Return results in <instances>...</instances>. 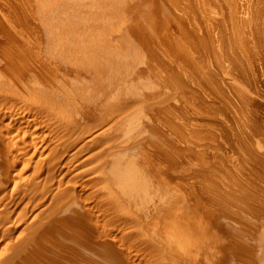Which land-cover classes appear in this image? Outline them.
Segmentation results:
<instances>
[{
  "label": "bare ground",
  "instance_id": "obj_1",
  "mask_svg": "<svg viewBox=\"0 0 264 264\" xmlns=\"http://www.w3.org/2000/svg\"><path fill=\"white\" fill-rule=\"evenodd\" d=\"M1 90L89 153L5 264H264V0H0Z\"/></svg>",
  "mask_w": 264,
  "mask_h": 264
},
{
  "label": "rangeland",
  "instance_id": "obj_2",
  "mask_svg": "<svg viewBox=\"0 0 264 264\" xmlns=\"http://www.w3.org/2000/svg\"><path fill=\"white\" fill-rule=\"evenodd\" d=\"M1 93H6V92L4 90H1V92H0V127L2 128V129H0V131L2 130V133L4 135L3 136L4 137L3 143H5L7 145L9 144V146H11L15 149V152L8 153V156H6L7 159L5 158L6 159V161L4 162L5 164L1 165V170H0V196H2V197H0V200H1L0 201V264H3V263L5 264V262H9L10 260H12L15 257V255L17 254L16 250L19 249V247L22 246L23 243H25L24 239L26 241V239H27L26 237L29 238V236H28V235H30L29 231H32V229H33L32 227H34V225H36L35 223H37L38 220L42 219L43 215L46 216V213H49L51 211V209H53V207L56 203V201H55L56 199H55L54 195L57 194V191H58L60 185H63V180L65 179V177L67 180H71L73 178V177H71V175L73 176L74 173L79 172V170L83 166H85V163H83V159H85L86 155H88L89 153L84 152L86 154H83L81 152V154H79V156L82 155L81 158L78 156L80 158V160L82 161V163L80 162L79 158L76 157L77 151L79 150V144L75 145L74 141H72V140L76 139L78 137V135L80 134L79 132H81L82 127H79L80 129H78L79 134L76 131H72L71 129H70L71 132L69 131V129L67 132L64 129L65 127H63V125L60 124V123H62L61 122L62 120L59 121L60 119L58 120L59 117L57 115L55 118V113L46 112V114H43L40 110H39L40 112H38V108H40V107L36 106V105H38L37 103H35L36 105L31 103L33 99H31V100L29 99V101H31V102H29L28 99L27 100L26 99H21V100L17 99L16 100V99H13L12 98L13 96H11L10 93H8V92L7 93L11 97L7 96L8 94L4 95ZM8 97H10V98H8ZM24 101L27 103L28 106L30 103L31 104L30 106H33L34 108L37 107L36 108L37 110L34 109L33 107L27 108V105ZM33 101H35V100H33ZM24 104L26 105V107ZM19 105H20V109H19ZM21 107L24 110H21L22 109ZM17 109H19V110H17ZM26 109H28V110L25 112ZM30 109H34L32 111H35L34 112L35 114L34 113L31 114V117H33L35 115L33 117L34 120L33 119L31 120L29 118H28L29 119L28 120L26 118V116L28 115L27 112L30 111ZM5 110H7V111H5ZM18 113H19V115H18ZM20 117H21V119H20ZM29 117H30V115H29ZM35 117L39 120V122ZM40 117H42V118L40 119ZM43 117H45V118H43ZM21 120L23 123L21 122ZM26 121H27V124L24 123ZM35 121H36V123H39V125H37L35 123ZM44 121H45V124L40 123V122H44ZM41 124H43V125L41 126ZM61 126L63 128H61ZM29 127H30V129H29ZM32 128H33V130H32ZM34 129H35V131H34ZM56 129H58V130H56ZM63 129H64L65 133L67 132L66 138L61 137L63 135L59 136L60 134L64 133ZM39 131H41V132H39ZM57 134H58V139L61 138L60 141L54 139L55 136L57 137ZM43 135H44V137H43ZM70 135H72V136H70ZM33 136H35L36 138ZM52 137H53V139H52ZM47 140L52 141V142L46 144L47 145L46 146L45 143L48 142ZM62 140H63V142H61ZM34 141H36V142H34ZM55 142H56V144H55ZM41 144H43V145H41ZM53 144L55 145V147H57V145H59L57 147L59 149H57V148L54 149ZM21 145L22 146L24 145V146L22 147ZM36 145H38V146L35 147ZM17 146H19V148ZM63 146H65L66 148ZM74 146H76L78 149H76ZM20 147L23 150L20 149ZM34 147L37 149H35ZM7 148H8V146H7ZM52 149H53V151H52ZM75 150H77V151H75ZM34 151L36 154L34 153ZM57 152H58V154H57ZM73 153H75V154H73ZM44 155L45 156L47 155L48 157H45ZM59 155H60V157H59ZM83 156H84V158H83ZM50 157H52V158H50ZM53 157L56 160H54ZM38 158L42 161V163ZM73 158H74V161H73ZM76 159H78V160H76ZM49 160H50V163H49ZM38 161H39V163H38ZM77 161L80 164H78ZM66 162H69V163H66ZM40 163H41V165H40ZM71 163L78 164V166L81 168L78 169L79 167L74 165L75 168L77 167V169L74 168L73 170L69 171L70 169L68 170V168L71 166ZM54 164H55V166H54ZM67 164H69L70 166ZM39 170H40V172H39ZM68 171H69V173H68ZM60 178H62V179H60ZM46 179H48V180H46ZM66 179H65V181H66ZM28 181H31V182L28 183ZM60 181H61V183H60ZM65 181H64V183H65ZM15 182H16V184H15ZM31 184L34 185V187ZM35 184H36V186H35ZM16 188H18V189H16ZM29 190H30V192H29ZM48 206H49V208H48ZM20 212H21V214H20ZM38 212H39V215L37 214ZM31 220L33 223L31 222ZM17 252H18V250H17ZM7 256H9V258ZM7 259L9 261H7ZM3 261H5V262H3ZM7 264H9V263H7Z\"/></svg>",
  "mask_w": 264,
  "mask_h": 264
}]
</instances>
